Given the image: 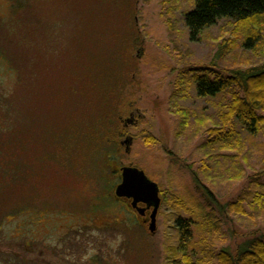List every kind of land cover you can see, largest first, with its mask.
Returning a JSON list of instances; mask_svg holds the SVG:
<instances>
[{"label": "rangeland", "instance_id": "rangeland-1", "mask_svg": "<svg viewBox=\"0 0 264 264\" xmlns=\"http://www.w3.org/2000/svg\"><path fill=\"white\" fill-rule=\"evenodd\" d=\"M194 1L26 0L15 13L13 0H0V168L4 180L20 183L0 194V264H178L180 252L217 264L224 251L234 257L244 242L264 241L263 221L210 202L264 195V173L256 175L264 126L254 137L240 128L195 137L192 126L230 100L198 97L193 76L227 75L260 55L241 47L229 21L191 41L183 21ZM223 41L234 45L225 61L216 52ZM173 96L190 114L188 128ZM239 141L248 152L245 178L215 186L206 173L235 164ZM124 166L159 187L153 233L113 193ZM178 219L191 220L189 242Z\"/></svg>", "mask_w": 264, "mask_h": 264}, {"label": "trees", "instance_id": "trees-1", "mask_svg": "<svg viewBox=\"0 0 264 264\" xmlns=\"http://www.w3.org/2000/svg\"><path fill=\"white\" fill-rule=\"evenodd\" d=\"M13 1L14 5L12 9H14L15 13H20L19 11L26 5V0ZM222 20L232 23L231 25L233 26H230L229 31L233 32L234 35L240 34L242 37L241 47L244 48V50L247 48L256 56L260 55V61L253 65L243 66L245 65L244 63L242 66H235L226 71L228 72L227 75L221 74L216 77L214 75V77L211 78L210 74L206 73L207 70H204L202 74H195L193 76V83L198 97L212 98L215 97V95H221L230 99L225 103V106L219 105L220 108L218 109V113L216 116H213L216 120L212 118L204 121L206 119L204 118V120H196L195 123L192 124V126L196 128L194 136L196 137L201 133H209L210 135L216 136H225L226 133H229L230 136L234 128H240L242 132L254 137L259 134L261 127L264 126V117L258 114V112H264V57L261 59L264 53V0H195L193 8L184 14L183 22H185L190 40L195 41L198 40L206 30L215 26ZM1 29L0 27V30ZM1 37L2 35H0V40H2ZM232 46L234 45L230 42L227 43L223 41L220 43L218 45V51H216L217 58L221 61H225L228 57V50ZM179 88L181 92L183 91L185 93L186 88H184V86H180ZM101 89H105L108 94L112 91V88L109 86L107 87L103 83ZM112 92L114 93L115 89H113ZM108 94L102 98L104 104L105 102H109ZM178 100L176 96H173L170 99V104L174 108V111L184 118L180 127L185 129L189 127L190 114L187 110L179 106ZM105 105L109 106V103ZM102 123L103 121L101 120L98 124L100 125ZM209 123H214L215 127L208 125ZM100 134L99 131L98 135L100 136ZM205 145L208 146V143ZM238 146H240L238 154L241 158L238 156V161H235L236 163L233 164L234 166L229 165V167H227L225 165L224 170L219 171L218 169L217 171L215 168L214 174L213 170L206 173L210 179L215 181L214 184L217 183L215 186H222L224 184L228 187L234 186L245 178V168L249 166L248 159H245L248 152L244 150L240 141L237 147ZM209 148L210 146H208V149ZM209 151V155H206L205 158L212 164V159L210 157L212 156L210 154L212 151L210 149ZM1 157H3L2 154H0V160ZM261 164H263L262 161L260 166ZM249 168L255 169V167L252 166ZM205 171L207 170L205 169L204 172ZM256 173V175L260 177L261 173H264V166H261ZM4 176L5 174L0 168V194H3L6 189H10L8 184H16L15 187L20 186V183H9L7 180H4V178H6ZM195 179L198 180L197 177H195ZM258 185L259 184L255 183V188L258 187ZM14 188L11 187V189ZM204 190L207 192V188ZM207 194H209V191ZM248 197L250 198L247 199L243 196L239 197L236 201L228 202L225 205H220L214 198H212L211 201L208 197L207 199L214 203L220 210H232L236 215L241 214L243 216H249L247 218H249L253 224L259 221H263L264 223V195H260L258 192H252ZM4 202L5 198L3 199V197L0 196V204ZM208 209H211L210 206H208ZM247 210L250 211L249 214ZM176 225L180 231L182 241L189 242L191 239V220L178 219ZM236 250L234 257L225 251L220 253L218 255L219 260H217V264H264V241L259 239L247 241ZM180 255V262H178V264H198L192 262L190 256L187 254L180 252Z\"/></svg>", "mask_w": 264, "mask_h": 264}, {"label": "water", "instance_id": "water-1", "mask_svg": "<svg viewBox=\"0 0 264 264\" xmlns=\"http://www.w3.org/2000/svg\"><path fill=\"white\" fill-rule=\"evenodd\" d=\"M128 142L130 141L125 139L123 144H128ZM113 193L117 199L131 200V206L139 214H143L145 209L138 207V204H144L147 209L152 208L148 229L149 233L155 232L156 211L159 210L161 204L159 187L155 182L149 180L142 170L132 166H124L121 168V181Z\"/></svg>", "mask_w": 264, "mask_h": 264}, {"label": "flooded vegetation", "instance_id": "flooded-vegetation-1", "mask_svg": "<svg viewBox=\"0 0 264 264\" xmlns=\"http://www.w3.org/2000/svg\"><path fill=\"white\" fill-rule=\"evenodd\" d=\"M135 112H136V111H135ZM131 115L134 116L135 113L132 111ZM129 141L131 142V140H129ZM132 167H133V166H132ZM159 196H160V195H159ZM117 200H120V199H117ZM125 200H127L128 202H130L129 206H130L131 210H129V211H130L129 213H131L132 216H134V218L137 219V221L140 220L141 218H143L145 222H146L147 220H150V214H151L152 208H148V209H147L146 206H145L144 204H138V207H140V208H144V209H145V210L143 211V214H139V212H137V210L131 206V200H129V199H125ZM157 211H158V210H157ZM157 211H156V212H157ZM157 216H158V212H157V214H156V221H157Z\"/></svg>", "mask_w": 264, "mask_h": 264}]
</instances>
